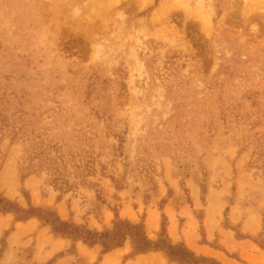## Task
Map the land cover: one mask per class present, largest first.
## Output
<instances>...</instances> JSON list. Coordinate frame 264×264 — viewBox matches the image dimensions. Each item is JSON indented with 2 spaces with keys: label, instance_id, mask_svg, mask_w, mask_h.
<instances>
[{
  "label": "rangeland",
  "instance_id": "1",
  "mask_svg": "<svg viewBox=\"0 0 264 264\" xmlns=\"http://www.w3.org/2000/svg\"><path fill=\"white\" fill-rule=\"evenodd\" d=\"M0 197V264H264V0H0Z\"/></svg>",
  "mask_w": 264,
  "mask_h": 264
},
{
  "label": "trees",
  "instance_id": "2",
  "mask_svg": "<svg viewBox=\"0 0 264 264\" xmlns=\"http://www.w3.org/2000/svg\"><path fill=\"white\" fill-rule=\"evenodd\" d=\"M0 211H14L15 213L23 214L16 215V220H23L31 215L27 214L28 211L20 208L14 202L8 201L2 197H0ZM41 218L47 223H50L52 230L56 233L80 237V233L83 232L86 235V238L83 240L86 239L88 245L100 244L103 252L118 247L128 236L131 240L133 254L161 249L170 260L176 261L178 264H219L214 259L204 256H196L182 244L173 245L170 242H167L164 238H160L158 241L153 242L146 237L141 225H134L126 220L116 219L111 230L99 233L74 225L72 222L63 221L57 216L53 218ZM76 230L80 231L77 232Z\"/></svg>",
  "mask_w": 264,
  "mask_h": 264
}]
</instances>
